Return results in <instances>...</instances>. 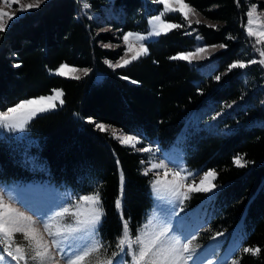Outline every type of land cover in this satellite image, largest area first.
Segmentation results:
<instances>
[{
  "label": "trees",
  "instance_id": "16d2710c",
  "mask_svg": "<svg viewBox=\"0 0 264 264\" xmlns=\"http://www.w3.org/2000/svg\"><path fill=\"white\" fill-rule=\"evenodd\" d=\"M85 2L91 10L110 17L96 21L82 12ZM185 2L216 23L215 27L193 26L203 42L227 45L216 53L211 76L184 60L170 59L192 42L183 29L146 42L147 54L126 67L113 69L106 64L105 60L118 59L124 47L113 50L102 44L122 42L123 33L135 28L145 10L143 0H46L0 33V111L55 88L63 91L64 101L31 120L25 129L27 139L0 138V180L43 178L44 173L26 165L27 156L33 155L45 164L51 182L81 193L98 190L104 213L100 232L115 244L122 234L121 213L132 235L144 222L152 206V174H143L147 166L143 152L122 145L88 119L168 146L190 111L207 102L219 105L238 100L245 109L238 113L236 118L242 123L233 132H193L190 128L185 142L187 163L214 169L216 183L222 185L214 200V229L240 225L243 247L261 248L256 255L238 251L239 264H264V103L259 93L254 102L252 96L242 97L246 69L228 71L248 42L243 32L248 6L264 7V0ZM172 19L182 23L178 13ZM62 63L90 72L79 80L50 74ZM95 71L104 74L101 81L93 80ZM237 156L248 162L245 167L233 162ZM121 171L122 210H117Z\"/></svg>",
  "mask_w": 264,
  "mask_h": 264
},
{
  "label": "snow or ice",
  "instance_id": "6c2138e0",
  "mask_svg": "<svg viewBox=\"0 0 264 264\" xmlns=\"http://www.w3.org/2000/svg\"><path fill=\"white\" fill-rule=\"evenodd\" d=\"M156 2L162 5L163 9L158 15L151 17L148 21L150 30L147 35L133 32L125 33L122 37L126 45L125 53L115 63L106 61L109 67L116 69L128 66L147 54L148 49L143 42L148 37L166 35L173 29L182 27L181 24L167 21L165 19L166 14L180 13L181 17L188 21L189 26L193 23L189 17L198 15L196 9L186 3L185 0H156ZM44 3L45 0H28L27 3H23L21 0H0V33L7 31L10 22L17 18L18 12L38 9ZM14 5L16 6L15 11H6V8H12ZM90 7L91 5L87 2L83 4L84 9ZM256 14L257 9L253 5L247 12L248 21L247 25H245V31L248 37L255 38V45H261L264 44V26L253 27V24L257 23L259 19L258 17L257 20L253 19ZM194 22L196 24L201 23L199 19ZM208 26L215 27V25ZM197 39H200V37H197ZM229 39H232V37H229ZM104 47H112V45H104ZM211 47L213 49L226 48L227 45L220 44ZM256 51L261 59L258 61L249 60L247 63L236 60L228 66V71L237 68L243 69L255 63L264 66V48H257ZM207 54H209L208 47H198L193 52H181L176 56L170 57V59L184 60L191 63L193 60L205 59ZM66 69L68 71H65ZM78 72L87 75L89 69L69 68L67 64H61L55 70L56 75L68 76L76 80L81 78L80 75L76 74ZM124 79H128V77H124ZM215 79L220 80L221 77L216 76ZM133 83L136 82L133 81ZM62 96V90L54 89L51 95L21 100L12 107L0 111V127L23 131L38 114L54 109L57 101L63 104ZM88 122L93 123L101 132L108 131L110 128V126L103 123H96L91 118L88 119ZM112 136L122 145L132 148H136V145L140 143L137 136L123 133L117 134L115 129H112ZM138 151L149 152L151 149L143 147L138 149ZM233 162L238 167H245L248 163L242 156L235 157ZM117 165L119 166L118 160ZM157 169L164 170L165 179H160L157 172L158 178L150 182L153 191L170 195L179 201V204L168 209H162L164 216L160 219L158 228L154 227L149 231L148 226L153 223L152 220H149L144 225L142 233H138L135 237L130 235L129 222L124 219L121 213L122 234L117 238L116 243V248L119 249V252H112L111 256L106 259L97 257L95 264H114V258L120 254L131 256L132 264H213L211 259H202L203 253L200 252L199 245L193 246V241L197 239L199 232L186 234L181 231L180 226L184 222V217H181L176 221V232H180V235L175 234L171 227V217L179 215L176 211L177 208L181 212L184 210L182 205L185 200L190 198V193L210 192L216 187L213 183L217 176L216 171L209 169L204 172L199 184L193 186L195 181L192 184L185 183L188 176L193 175L192 173H188V176L182 175V170L169 168L164 160L159 163H152L151 167L146 169L143 174L148 175L149 172ZM169 173L173 177L171 180L166 179ZM123 183L124 177L121 171V196L115 201L117 210H122ZM12 200L13 197L11 195L6 200L5 196L0 194V245L3 246V253L11 258L15 264H21V262L28 264L29 259L34 261L35 264H61V259L63 264H85L86 259L90 258L94 253H100L101 249L107 251L102 241L98 239V226L104 214L98 192L79 196L76 198L74 205L61 207L59 211L54 212L48 219H43L41 216L39 223L42 225L43 233L47 234L48 239H45L43 233L36 227L38 221L33 216L26 215L19 207L14 206ZM72 208H75V211ZM37 215L40 214L38 213ZM64 217H71L72 222L62 223L58 220V218ZM18 233L22 234L23 240L26 241V246L15 244L14 237ZM222 235L223 233L218 232L212 239ZM182 236L184 237L183 239ZM14 244L15 247H13ZM53 249L61 254V259L56 258L52 251ZM239 251L244 254L256 255L261 252V248L259 246H245ZM29 252L31 253L30 255ZM240 258H233L231 264H239ZM4 259L5 256L0 255V261Z\"/></svg>",
  "mask_w": 264,
  "mask_h": 264
},
{
  "label": "rangeland",
  "instance_id": "374dc122",
  "mask_svg": "<svg viewBox=\"0 0 264 264\" xmlns=\"http://www.w3.org/2000/svg\"><path fill=\"white\" fill-rule=\"evenodd\" d=\"M46 1V0H45ZM23 3H27L28 0H21ZM143 0V4L145 6V10L142 15H140L136 20V26L133 29L126 30L125 33L133 32V33H141L147 35L148 31L150 30V25L148 21L151 17L158 15L159 12L163 9V6L156 2V0ZM84 4V3H83ZM83 4L81 5V10L88 16L92 17L96 21H104L106 18L110 17L109 14H105L104 16L101 15L90 8L84 9ZM255 5L257 9L256 16L253 17L254 20L259 18L257 23L253 24L254 28H258V26H264V7H259L256 3H251L248 8L247 12L251 8V6ZM16 6L14 5L12 8H6V11H15ZM198 15L190 16L189 19L193 21V23L189 26L188 21L184 20L182 17V23H176L172 19L176 13H168L166 14L165 19L169 22L181 24L182 27L177 29H183L186 31L190 37L192 38V42L190 45H185L186 50L183 52H193L198 47H208L209 54L206 55L205 59H197L193 60L189 63L195 70L207 75H213V71L216 68V53L223 48H215L213 49L211 46L213 45H220V44H212L207 45L203 42L202 37L195 32L193 26L196 25L194 22L196 19H199L201 23L205 25H216L215 22H211L207 18H205L198 10H196ZM24 12H18L17 18L22 15ZM180 15V13H178ZM247 16V13H246ZM16 18V19H17ZM14 19L13 21H15ZM10 22V25L12 22ZM248 21V16H247ZM246 21V25H247ZM119 23H123L119 21ZM10 27V26H9ZM8 27V28H9ZM103 31L108 30V27H103ZM246 35L248 42L244 43L241 46L239 51V59L247 63L249 60H259L261 57L259 53L256 51L257 48H264V44L255 45V38L248 37L246 31H243ZM159 36H151L148 37L143 43L156 40ZM200 37V39H197ZM121 43L116 42H109L103 43L104 45H112V47H105L116 50L118 47L123 46L124 50L122 51V55H124L126 50V45L121 39ZM181 53V52H180ZM130 55V54H129ZM121 56L111 61L115 63L117 60L121 58ZM109 61V60H105ZM65 64V63H62ZM108 66L109 64L106 63ZM61 65V64H60ZM59 65V66H60ZM68 65V64H67ZM57 66L55 69L50 70V74L56 75L55 70L59 67ZM69 68H76V69H88L85 67H77L68 65ZM240 69V68H238ZM244 74V85L246 87L242 97L252 96L254 102V98L258 99L259 94L261 95V101L264 103V66L260 65L259 63L251 64L246 68H243ZM242 69V70H243ZM65 71H68L66 69ZM90 72V69H89ZM88 72V73H89ZM81 77L84 76L82 73H76ZM70 78L68 76H63ZM104 77V74L100 71H95L93 75V80L95 82L101 81ZM60 89V88H55ZM54 90V89H53ZM53 90L46 95L48 96L53 93ZM61 90V89H60ZM259 93V94H258ZM40 97V96H37ZM36 98V97H32ZM29 99V98H27ZM24 100V99H23ZM61 104L57 101L56 107L50 111L55 110ZM12 107V106H11ZM245 109V105L240 104L238 100L232 101L230 103H221V104H214L211 102H207L205 105L201 106L196 110L190 111L184 118V122L182 127L176 133L175 138L168 146H161L156 139H151L144 141L143 138L139 135L130 134L119 130L116 127L110 126L108 132L112 135V129H115L117 134H129L137 136L140 140V143L136 145V148H132L127 146L133 150L138 151V149L143 147H148L151 149L149 152H143L146 158L147 166L145 169L151 167L152 163H159L161 160H164L166 164H168L169 168L182 170L181 174L188 176V173H192L193 175L188 176L186 184H192L195 181L193 186L199 184L200 179L203 177V173L208 171L209 169H203L202 167H192L189 166L187 163V146L185 144L186 139L189 134L190 128L193 129V132H198L202 129L209 130L214 133L218 134H229L233 132L242 122L238 120L236 117L240 110ZM49 112V111H48ZM46 113V112H45ZM43 114V113H42ZM40 115V114H38ZM37 115V116H38ZM107 125V124H105ZM14 138V139H27L25 134V130L23 131H15L0 127V138ZM141 152V151H140ZM26 165L30 170L42 172L45 176L39 180H26V181H19V180H11V181H4L0 180V194L5 196V199H8V196L11 195L13 197V204L16 207H19L22 211L25 212L26 215L33 216L34 219L38 221L36 227H38L43 233L42 225L39 223L41 216L43 219H48L49 216L54 214V212L59 211L61 207L74 205L76 202V198L81 195H87L91 193L98 192V190H92L89 192L81 193L76 190H73L70 186L55 184L51 182L47 177V169L45 164L38 158L33 155L27 156ZM159 173L160 179H165L164 177V170L157 169L153 170L150 173L152 174L151 181L157 179L156 173ZM166 179L171 180L173 179L171 173L166 177ZM216 187L210 192H193L190 193V198L185 200L182 207L183 211L181 212L179 208L176 211L179 213L177 216L171 217V227L175 234L180 235V232H176L177 224L176 221L179 220L181 217H184L183 225H181V231H184L186 234L195 232H199V235L195 241H193V246H200V252L203 253L202 259L207 260L211 259L213 264H231V260L235 258L236 253L243 247V231L240 225L233 227L232 229L228 230H217L214 229V219H215V207H214V200L220 190V184L216 183V179L213 181ZM151 196H152V206L149 209L146 218L142 225L136 230V232L132 235L135 237L138 233H142L144 230V225L149 221L152 220L153 223L148 226V230L151 231L154 227H159L160 219L164 216V212L162 209H168L176 204H179V201L175 200L170 195L165 193H156L153 191L151 184ZM75 211V208H72ZM40 215H37V214ZM62 223H71V217H64L58 218ZM102 220L98 226V239L102 241L105 246L104 249H101L100 253H94L90 258H87L85 264H95L97 257L100 259H106L111 256L112 252H119V249L116 248V243L111 244L109 241L105 240L100 232ZM221 232L223 233L222 236H216L215 239H212L216 233ZM45 239H48L47 234L43 233ZM184 237L182 236V239ZM15 244H20L21 246H26V241L23 240L22 234H16L15 237ZM71 240V238H70ZM67 243V242H65ZM15 244L13 247H15ZM3 246L0 245V255H4L5 259L0 261V264H15L11 258L7 257L5 253H3ZM27 251V249H26ZM54 255L57 259H61V254L53 249L52 250ZM31 253L29 252V255ZM132 264V258L129 255L120 254L114 258V264ZM23 264V262H21ZM28 264H35L34 261L28 260ZM61 264H63V260L61 259Z\"/></svg>",
  "mask_w": 264,
  "mask_h": 264
}]
</instances>
